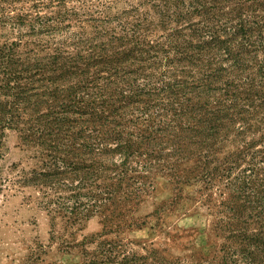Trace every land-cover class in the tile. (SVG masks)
Returning <instances> with one entry per match:
<instances>
[{
    "label": "trees",
    "instance_id": "16d2710c",
    "mask_svg": "<svg viewBox=\"0 0 264 264\" xmlns=\"http://www.w3.org/2000/svg\"><path fill=\"white\" fill-rule=\"evenodd\" d=\"M76 20L91 24L30 23L65 38L0 44V159L17 130L33 161L11 183L80 224L141 202L157 172L226 178L218 249L117 264H264V0H138ZM9 181L0 168V190Z\"/></svg>",
    "mask_w": 264,
    "mask_h": 264
},
{
    "label": "rangeland",
    "instance_id": "374dc122",
    "mask_svg": "<svg viewBox=\"0 0 264 264\" xmlns=\"http://www.w3.org/2000/svg\"><path fill=\"white\" fill-rule=\"evenodd\" d=\"M137 3L138 0H0V44L15 41L24 49L64 39L63 30L40 34L28 24L40 28L69 23L87 28L91 23L82 19L112 16ZM4 144L0 168L2 176L10 181L0 190V264H117L124 255L140 258L151 254L188 262L207 256L225 241L227 231L217 221L223 215L220 194L226 178L204 187L192 179L177 184L157 172L151 192L138 204L121 207L109 221L96 214L80 224H68L40 205L37 189L11 183L21 179L33 163L30 150L20 142L19 132L7 130ZM109 249L117 255L110 254Z\"/></svg>",
    "mask_w": 264,
    "mask_h": 264
}]
</instances>
